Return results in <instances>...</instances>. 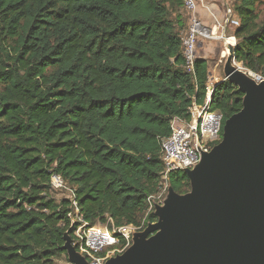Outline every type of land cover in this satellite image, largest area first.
<instances>
[{"label": "trees", "instance_id": "obj_1", "mask_svg": "<svg viewBox=\"0 0 264 264\" xmlns=\"http://www.w3.org/2000/svg\"><path fill=\"white\" fill-rule=\"evenodd\" d=\"M261 3H233L232 34L234 61L264 78ZM182 11V0H0V264L67 256L72 208L52 197L54 176L90 226L143 229L157 222L164 182L190 191L182 171L163 182L160 155L171 120L189 119L211 77L198 53L184 68ZM243 97L228 80L213 84L222 127Z\"/></svg>", "mask_w": 264, "mask_h": 264}, {"label": "water", "instance_id": "obj_2", "mask_svg": "<svg viewBox=\"0 0 264 264\" xmlns=\"http://www.w3.org/2000/svg\"><path fill=\"white\" fill-rule=\"evenodd\" d=\"M224 47L223 74L244 93L242 109L224 122L221 140L182 171L190 191L167 187L163 206L154 207L157 222L105 264H264V81L249 78L235 66V47ZM71 230L63 249L73 264H87Z\"/></svg>", "mask_w": 264, "mask_h": 264}, {"label": "built area", "instance_id": "obj_3", "mask_svg": "<svg viewBox=\"0 0 264 264\" xmlns=\"http://www.w3.org/2000/svg\"><path fill=\"white\" fill-rule=\"evenodd\" d=\"M182 4L188 15V27L181 37L185 70L193 72L198 48L203 40L220 41L223 48L221 57L225 58L227 49L224 47V43L234 47L237 43L233 34H226L228 26L238 27V21L234 18L232 7L226 4L223 7V18L217 20L210 13V7L206 0H182ZM199 6L208 11L214 20V25L209 29L196 16V10ZM247 73L257 82L264 81V78L259 75L250 71ZM212 90L213 84L208 81L205 99L202 104H197L195 100L192 102L188 110L189 119L174 117L171 120L170 135L160 141V155L164 167L163 182L171 172L192 169L200 161L202 153L209 152L215 146L212 144L220 141L222 115L210 108ZM53 178L57 179L61 186L63 185L59 177L54 176ZM166 188L165 185L163 191ZM69 200L72 211L68 217L72 218L73 214H75L73 217H76V222L72 218L71 227L76 225V228L73 232L75 239H71V245L85 258L87 264H105L116 253H122L129 247L128 233L137 228L128 225L115 227L114 232H109L102 227L90 226L78 215V206L72 190ZM121 240L123 244H120Z\"/></svg>", "mask_w": 264, "mask_h": 264}, {"label": "rangeland", "instance_id": "obj_4", "mask_svg": "<svg viewBox=\"0 0 264 264\" xmlns=\"http://www.w3.org/2000/svg\"><path fill=\"white\" fill-rule=\"evenodd\" d=\"M235 1L236 0H232V3L229 4L232 8H233V3H235ZM225 5H226V3L224 4V6ZM207 13L210 15L211 18H212L211 14L216 18V16L213 13L210 12L211 13L210 14L208 11H207ZM257 13L259 15L260 20L264 19V3L257 5ZM234 18L236 19V17H234ZM233 29H234L233 26H228L226 29V34H232ZM204 42H206V40H203L201 42V44ZM209 42H211V43H209ZM206 44L207 45L202 46L200 56L202 58L206 59V61H207L209 73L211 76L209 82L211 84H214L220 80H226L225 76L223 74V66H224V62H225L226 57L225 58L221 57V52L223 51L222 46L219 44L218 40H209ZM235 64H236L235 66L241 67V64H239V63H235ZM247 76L249 78L253 79L256 83H258L253 77L249 76L248 74H247ZM165 185L167 186L166 182L163 183L162 187L164 188ZM51 189H52V197L56 201H60L61 199H64V198L69 199V197L71 195L70 188L64 186V184L61 186V184L58 182V180L54 179V178L52 179ZM167 198H168V189L166 188L165 191H163V189H161L160 193L156 196V198H154V200L151 201L152 202L151 205L153 206V208L155 206H163V202ZM73 215H75V214H73ZM73 215H72V218L76 222V217H73ZM72 218H70L71 224L73 222ZM94 226L102 227L103 229H105L109 232H114L116 230V228L112 225L111 222H108L106 225L95 224ZM141 227L142 226H140L137 229H133V230L129 231V233H128L129 234V242H130L129 247L132 245V239H133L134 235L136 236L137 234L145 231L146 227L143 229H141ZM154 234L155 233L150 234V235H148V237L153 236ZM119 254H121V253H119ZM119 254L116 253L114 256L119 255ZM56 264H73V263L69 260L68 255H67L66 257H61V258L57 259Z\"/></svg>", "mask_w": 264, "mask_h": 264}, {"label": "crops", "instance_id": "obj_5", "mask_svg": "<svg viewBox=\"0 0 264 264\" xmlns=\"http://www.w3.org/2000/svg\"><path fill=\"white\" fill-rule=\"evenodd\" d=\"M207 5L210 7L211 13H213L218 20H221L223 18V6L226 3L227 5L232 3V0H206ZM182 15L186 17L187 22H188V15L187 13H184L182 11ZM196 16L198 19L201 21V23L206 27V28H211L214 25V20L210 17V15L207 13V11L199 6L196 10ZM208 41L202 43L199 45L198 48V54L201 53V48L203 45H207ZM219 44L221 45L220 41H218ZM211 43V42H209Z\"/></svg>", "mask_w": 264, "mask_h": 264}, {"label": "bare ground", "instance_id": "obj_6", "mask_svg": "<svg viewBox=\"0 0 264 264\" xmlns=\"http://www.w3.org/2000/svg\"><path fill=\"white\" fill-rule=\"evenodd\" d=\"M239 68H240V67H239ZM239 68H238V69H239ZM240 69H241V68H240ZM243 71H244V70H243ZM244 72H245V71H244Z\"/></svg>", "mask_w": 264, "mask_h": 264}]
</instances>
